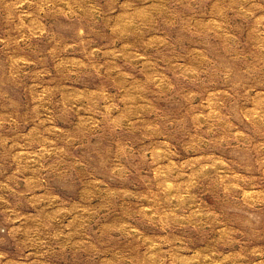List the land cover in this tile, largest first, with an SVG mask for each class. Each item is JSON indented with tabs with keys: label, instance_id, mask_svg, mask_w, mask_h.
Wrapping results in <instances>:
<instances>
[{
	"label": "rangeland",
	"instance_id": "rangeland-1",
	"mask_svg": "<svg viewBox=\"0 0 264 264\" xmlns=\"http://www.w3.org/2000/svg\"><path fill=\"white\" fill-rule=\"evenodd\" d=\"M0 264H264V0H0Z\"/></svg>",
	"mask_w": 264,
	"mask_h": 264
}]
</instances>
